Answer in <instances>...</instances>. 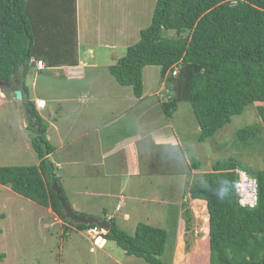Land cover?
<instances>
[{"label": "trees", "instance_id": "obj_1", "mask_svg": "<svg viewBox=\"0 0 264 264\" xmlns=\"http://www.w3.org/2000/svg\"><path fill=\"white\" fill-rule=\"evenodd\" d=\"M77 48V0H0V80L10 82V88L3 89L12 95L18 88L27 92L25 78L35 66L31 58L41 59L47 67L72 66L78 62ZM146 65L160 67L165 82L160 108L166 118L179 103H190L198 141L213 136L248 106L254 107L260 121L239 127L235 138L249 146L264 135V0H155L149 25L139 30V38L108 69L141 99ZM28 106L38 131L31 145L39 164L0 165V185L51 208L74 229L85 232L94 224H74L65 217L53 183L68 200L46 158L54 149L46 137L47 124L32 102ZM191 165L201 169L198 162ZM239 171L256 180L254 206L239 202ZM191 183L186 193L204 206L207 244L196 264H264V169L247 171L227 158L211 163L210 170L197 174ZM109 221L111 227L103 238L127 255L149 264H174L159 258L167 240L163 227L139 222L128 234L113 218Z\"/></svg>", "mask_w": 264, "mask_h": 264}, {"label": "rangeland", "instance_id": "obj_2", "mask_svg": "<svg viewBox=\"0 0 264 264\" xmlns=\"http://www.w3.org/2000/svg\"><path fill=\"white\" fill-rule=\"evenodd\" d=\"M154 3L155 0H77L79 55L84 64L94 63L93 67L87 68L92 73V77L88 76L87 80L103 87L112 84L117 88V97L124 101H128V98L136 99L133 89L131 86L120 85L109 72L108 65L114 63L112 57L115 58L116 54L102 44L105 41L110 42L106 44H111L115 40H122L128 45L134 43L139 38V30L150 23ZM97 43L102 45L101 51H93V48H97ZM54 72L55 76L51 74L53 76L48 80L41 76L36 77L37 92L46 95L47 90L50 91L49 86L58 83L57 76L63 78L62 70ZM32 76V73L26 76L27 82L32 80ZM142 78L143 94L147 95L143 102L146 103L143 105L145 118L137 119L134 107L123 113L118 122L125 124L128 122L130 126H134V123L137 125L140 121L141 123L145 121L146 128L156 126L160 127L161 131L167 130V133H171L169 126L174 128L181 142V148H176L180 152L177 154V164L171 165L168 158L161 157V152V156H157V166L154 167L156 174H150L149 168L141 179H135L133 182L132 179L135 177L125 179L129 184L139 183L138 185L142 187L137 197L106 198L105 195L104 200H101L97 194L88 191L89 194H79L76 199L81 205H88L87 208L93 215L103 216L100 210L104 207L116 225L128 234H133L139 222L163 227L167 231V240L159 258L174 264H192V261L196 264L199 254L207 247L204 239L206 235L203 238L205 218L201 211L203 207L188 197L183 200L184 183L189 178L187 176L192 174L189 171L191 168L185 164V158L189 160L190 166L191 163L198 162L201 168L208 167V171L211 163L227 158H234L247 171L264 169V135H259L249 146H244L234 136V131L239 127L253 125L260 119L254 107L248 106L242 113L232 116L230 122L213 136L198 141V123L188 102L179 103L175 112L171 114L170 121L161 112L160 104L158 114H154L152 120L149 119L152 110L148 112L145 107L149 103H155L157 98L161 100L165 98L163 96L165 82L157 65L144 66ZM2 87L0 89L4 90ZM3 92L5 95L3 99H9V95L6 97L8 91ZM131 120L134 123H131ZM24 124L23 112L17 100L4 101L0 106V165H32L33 161L37 160L31 145L32 130ZM113 124L110 126H118L116 123ZM110 126L100 131L109 132ZM71 147H78L76 141H72L70 149ZM196 180L197 174L191 178V184ZM67 181L66 176L63 181L60 180L61 187L66 188ZM113 181L119 184L118 179ZM95 189L100 190L99 187ZM75 190L77 193L85 192L83 188L77 186ZM188 195L190 197L189 193ZM152 198L157 200H151ZM117 200L121 201L118 210L115 208ZM135 204L136 207L133 206ZM184 208L188 210L187 215ZM125 213L130 216L128 221L121 218ZM48 217L42 205L15 193L8 186L0 185V254L4 255L0 258V264H149L139 257L127 255L110 240L103 249H98L84 232L74 229L61 235L57 225L50 224L51 219ZM182 226L185 227L179 236ZM199 244H203L204 247L201 251ZM92 246L94 251L89 250Z\"/></svg>", "mask_w": 264, "mask_h": 264}, {"label": "crops", "instance_id": "obj_3", "mask_svg": "<svg viewBox=\"0 0 264 264\" xmlns=\"http://www.w3.org/2000/svg\"><path fill=\"white\" fill-rule=\"evenodd\" d=\"M78 31L77 20V45L79 47ZM103 43L102 45L109 47L111 52L116 54L115 58L112 57L113 62L124 53L128 46V44L122 40H115L111 44H106L110 43L108 41ZM102 45L97 43V48H93V51H101ZM77 51L78 62L76 65L56 67H47L45 65V68L42 69H37L34 65H31L30 74H33L32 80L27 82L25 78L27 92L20 88L22 97L16 100L21 107V112H23L24 125L27 128H31L33 135L37 134L38 131L35 126L34 116L29 111L28 102H32L34 111L47 124L46 137L54 149L47 154L46 158L54 166V173L59 181H63L65 176L68 178L66 188L62 187V189L72 210L84 213L85 216L97 218L105 217L108 219L113 217L107 213L104 207L100 210L103 216L93 215L87 208L88 205L80 204L76 199L77 195L89 194L88 191H90L97 194L101 200H104L105 195H107L106 198H109L108 196H117V198H120V196H139L138 194L142 188L138 185L139 183L132 185L125 179L135 177L132 179V182L135 179H141L147 174L146 172L149 168L151 170L150 174H156V168L154 167L157 166V156L159 155L160 157L161 152V157L168 158L171 165H176L178 160L177 154L180 153L176 148H181V142L176 135V130L171 128V126H169V132L171 133H167V130L161 131L162 129L156 126L146 128L144 126L145 121H142V123L140 121V123L135 125L131 120L134 126H130L131 124L128 122H126V124L123 122L119 123L118 121L121 115L132 110L134 107H136L135 117L139 120L144 119L146 114L143 105L146 103L143 102L147 95L143 94L141 99L133 100L128 98V101H124L117 97V88H114L112 84H110L111 86L103 87L90 83L87 78L88 76L92 77V73L91 71L89 72L87 68L90 69L93 67L94 63L84 64L81 61L78 48ZM57 70H62L63 78L57 76L58 83L49 86L50 91L47 90L46 95L37 92L36 87L38 81L36 77L41 76L48 80L50 76H53L51 74L55 76L54 71ZM3 91L6 90L0 89V106L4 101L13 102L15 99L14 94L12 95V93L7 92L6 97L8 98L9 95V99L4 100L3 98H5V95ZM38 98L45 100L44 108L38 109L36 107L35 100ZM159 100L161 101L160 98H157L155 103H149L151 105L148 104V106L145 107L148 112L152 110L149 117L150 120L154 118V114H158ZM166 119L170 121V117ZM113 123L118 124V126L111 127L114 125ZM107 126L111 127L109 128V132L100 131V129ZM65 133H67L66 136H64ZM72 141H76L77 148L71 147L70 149ZM33 162L34 164L32 165H38L39 159L37 158V160ZM185 164L191 168L189 171H191L192 174L187 176L189 178L184 183V201L187 197L191 199L188 193H186L191 183V178L202 171H208V167L206 166L201 168L200 171L193 169L192 166H190L189 160L186 158ZM80 166L83 167L81 168ZM113 179H118L119 184L113 181ZM79 182L81 184H78ZM76 186L83 188L85 192L77 193L75 190ZM98 187L100 190L97 191L95 188ZM151 200L156 201L157 199L152 198ZM191 201L200 205L201 208L204 207L203 204H200L196 200L191 199ZM119 204H121V201L117 200L115 203L116 210L119 209L117 207ZM181 205H183V203ZM133 206L136 207V204ZM42 207L49 216L48 218L51 219L50 224L57 225L61 235L66 234V232H64L65 227L69 228L67 232H72V230H74V227L60 218L51 208ZM121 218L123 221H128L130 216L125 213ZM181 233L182 230L179 236ZM106 243L107 241L102 239V247L99 246L96 248L103 249ZM89 250L94 251L93 246L90 247Z\"/></svg>", "mask_w": 264, "mask_h": 264}, {"label": "built area", "instance_id": "obj_4", "mask_svg": "<svg viewBox=\"0 0 264 264\" xmlns=\"http://www.w3.org/2000/svg\"><path fill=\"white\" fill-rule=\"evenodd\" d=\"M35 62V66L39 69L45 67L44 62L41 59H33L31 58L30 61ZM176 70L173 71L175 74ZM35 105L38 109L44 108L45 100L44 99H36ZM239 194V202L242 205L254 206L256 203V180L250 176H248L245 172L239 171V178L237 181V189ZM119 206V205H118ZM117 206V207H118ZM86 237L91 240L94 245H99L98 240L100 239L101 235L105 233V231L97 225L88 227L85 230Z\"/></svg>", "mask_w": 264, "mask_h": 264}, {"label": "water", "instance_id": "obj_5", "mask_svg": "<svg viewBox=\"0 0 264 264\" xmlns=\"http://www.w3.org/2000/svg\"><path fill=\"white\" fill-rule=\"evenodd\" d=\"M1 86H6L7 88H10V82L8 80H0V87ZM13 94H14L15 99H21L22 97V92L20 89H15L13 91ZM52 186L56 192V196L58 197L63 207L66 218L72 220L74 224H77V223H83L85 225L95 224L99 226L100 228L104 229L105 232L109 230V228L111 227V222L107 220L105 217L97 218V217H92V216H81V215L75 214L71 206L66 202L65 198L61 195L60 187L57 186L56 183H53Z\"/></svg>", "mask_w": 264, "mask_h": 264}, {"label": "clouds", "instance_id": "obj_6", "mask_svg": "<svg viewBox=\"0 0 264 264\" xmlns=\"http://www.w3.org/2000/svg\"><path fill=\"white\" fill-rule=\"evenodd\" d=\"M33 59H35V58H33ZM31 62H34V60L31 61ZM34 63H35V62H34ZM35 67H36V66H35ZM36 68H37V67H36ZM44 68H45V67H44ZM38 69H39V68H38ZM3 87H4V86H3ZM3 87H2V88H3ZM5 87H6V86H5ZM6 88H7V87H6ZM245 173H246V172H245ZM118 208H120V205L118 206ZM106 219H107V218H106ZM107 220H109V218H108ZM94 225H95V224H94ZM103 230H104V229H103ZM104 231H105V230H104ZM105 233H106V232H105ZM105 233H104V234H105ZM102 239H104V238H103V234L101 235L100 239L98 240V243L101 242ZM92 244H93V243H92ZM93 246H95V247H99V246H102V245H101V244H99V245H94V244H93Z\"/></svg>", "mask_w": 264, "mask_h": 264}]
</instances>
